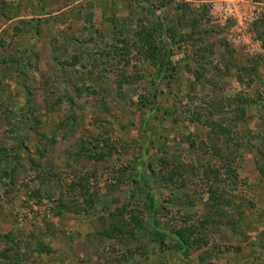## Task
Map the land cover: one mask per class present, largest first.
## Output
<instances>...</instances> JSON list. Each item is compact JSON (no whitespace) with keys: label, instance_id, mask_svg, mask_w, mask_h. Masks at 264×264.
Listing matches in <instances>:
<instances>
[{"label":"rangeland","instance_id":"374dc122","mask_svg":"<svg viewBox=\"0 0 264 264\" xmlns=\"http://www.w3.org/2000/svg\"><path fill=\"white\" fill-rule=\"evenodd\" d=\"M179 1L188 2L197 10L206 5L209 11L203 0H175ZM130 5H124L122 0H0V59L25 55L31 62L25 75L0 61V150L15 148L16 151L9 155H15L19 165L14 174L7 175L17 181L13 194H6L0 180V251L13 244L30 245L29 264H264V180L258 177V163L264 159V93L260 94L262 99L257 103L249 102L243 112L236 109V105L242 102H233L236 94L247 89L245 85L248 83H251L248 89L251 92L257 90V94L264 88V14L262 20L251 27L255 39L262 42V50L256 52L249 51L246 46L227 50L219 41H228V31L223 32L213 18L202 25L203 30L216 28L217 33L209 30L206 42L201 40L197 44L208 47L210 61L203 78L197 82H194L193 74L185 72L170 85H163V81L156 78V68L151 60L140 53H133L125 64L124 75L129 78L123 80L125 83L120 91L116 72L105 71L106 78L98 80H90L91 73H84L79 67L74 73L67 65L75 59L78 44L84 41L82 45L88 50L100 51L106 42L115 41L117 19L113 20L112 16L128 14ZM89 12H93V19L88 22L85 14ZM164 12L168 15V25L174 23L176 10L170 7ZM134 25V20L128 23L131 30ZM97 29L99 33L95 32ZM196 49L197 46H193L188 53H194L196 57L201 53ZM87 54L80 58L84 71L90 68ZM248 65L251 69L255 67L256 75H244L247 71L243 69ZM76 76L80 83H84L82 85L92 83L98 91L108 93L110 110L100 103L103 99L99 93L89 95L85 86L81 95L75 92ZM26 85L31 87L37 113L42 114V118L35 121L38 129L27 130L23 124L22 116H27L24 112ZM161 87L162 91L159 90ZM155 89H158L155 109L152 105L150 109L142 106ZM49 93L54 98H62L53 110H48L45 98ZM213 95L217 98L215 102L225 106L223 109L217 106L221 114L213 118L229 129L227 135L234 141L229 147L222 142V148L230 154L234 151L232 146L238 145L232 155L236 157L234 164L240 180L237 185L230 184V181L220 183V187L224 198L238 200L237 211L243 212V224L236 230L231 226L216 230L207 247L189 254L172 248L174 241L170 237L167 238L170 248L160 249L159 243L150 240V227L133 236L126 227L123 232L112 230L120 223L111 214L106 219L108 211L124 206L131 193V184H122L119 180V170L134 165L148 175L147 167L132 159V153H137L123 150L122 145H130L134 139H139L137 150L141 151L139 156L144 162L154 160L156 148H160L159 151L163 150L170 160L195 168L192 169L194 183L173 190L171 185L160 182L155 184L154 195L159 200L161 195L182 197L187 193L186 188L192 187L190 196L195 205L185 207L183 213L202 212L203 199L208 193L206 181L201 176V164L215 163L217 158L206 143L191 147L184 135L198 131V128L184 129V125H178L174 118L187 123L190 105L203 99L213 101ZM10 109L14 110L19 122L16 124H20L17 128L11 117H7ZM166 110L172 113L163 118ZM65 117H70V122L63 121ZM165 126H174L176 130H166ZM149 137L154 140L153 144ZM110 138L119 149L110 158L97 160L83 153V147L93 149V143L100 141L101 145L102 139ZM100 145L98 150H101ZM33 163L38 167H31ZM2 165L5 169L11 168L5 159H2ZM52 169L53 176L60 177L59 180L53 176L49 179L41 176L51 174ZM46 170L48 174H45ZM78 180L87 182L90 190L99 191L95 208L85 206V198L80 192H72L71 185ZM34 189L38 196L31 195ZM59 201L70 207L85 206V210L82 208L80 213H74L64 208L58 213L56 205ZM175 204L170 206L184 207L181 203ZM166 221L162 222L161 228L171 232ZM248 224L251 229L246 231L243 226ZM40 241L49 250L37 251ZM217 245L220 252L215 255L209 248H217ZM204 249L211 253L202 260L199 255Z\"/></svg>","mask_w":264,"mask_h":264},{"label":"trees","instance_id":"16d2710c","mask_svg":"<svg viewBox=\"0 0 264 264\" xmlns=\"http://www.w3.org/2000/svg\"><path fill=\"white\" fill-rule=\"evenodd\" d=\"M122 2L124 5H128V7L131 2L138 5H130V12L123 16L121 15L122 17L112 16L113 20L117 19L118 24L115 26L117 29L114 31L113 35V39L115 41L106 42V45H104L100 51H93V49L88 50L82 45L85 43L84 41H81L78 44L79 51L76 52L74 57L72 55L75 59H72V61H70L67 65L74 73L78 72L77 70L79 67L83 70L82 72L87 74L91 73L90 80H98L106 78L105 71L116 72L119 74L116 82L118 83L120 91L125 83L123 80L127 81L129 78L124 75L125 64L129 62V58L133 53H140L151 60L153 66L156 68V78L161 79L163 81V85H170L176 78L182 76L185 72L194 75L196 78L194 79V82L203 78L206 65L210 64L208 58V47L197 44L201 40L206 42V35L209 30H211V32L213 30L202 29V25L207 24L212 18L206 8V5H203L202 10H197L191 7L188 2H175V0H146L145 2L143 0H122ZM138 7L139 9L136 10ZM170 7L176 10L177 15L175 16V22H172L171 24L169 23L168 25L166 21L168 15L164 11ZM157 10H161V13L158 14ZM92 13L93 12H89L85 14L88 22L93 19ZM133 20L135 21V25L133 30H131L128 23ZM261 20L262 19L260 18L255 21L254 26ZM220 26L223 28H220L223 32L224 30L225 33L228 31L226 26ZM92 30H94V28ZM95 32L99 33L100 30L97 29ZM163 33H165V37H168L167 39L163 36ZM213 33H217L216 28H214ZM159 40H161V42ZM219 44L227 50L232 51L237 49L236 46L238 47V45H232L229 40H220ZM230 44L232 45L231 47ZM193 46H197L196 51H201V53L196 55V57H194V53L191 55L188 53L190 49H193ZM183 47H185V49H183ZM85 54L89 57L88 60L90 68L87 71H84L83 64L80 59ZM253 60L256 59L254 58ZM0 61L5 62L9 67L11 66L12 70L14 69L16 72L25 75H27V69L31 65L30 60L25 55L14 56L9 59L5 57L0 59ZM229 65L231 66V64H227L228 70L230 68ZM253 68L254 69H251V66L248 65L246 69H243L247 71L244 75H256L258 71H256L255 67ZM76 80L78 83L74 85L75 92H78V94L81 95V90L84 89L83 86H85V88H87L86 91L89 90L90 92L89 95H96L99 93V96L103 99V102L101 101L100 103H103V105L110 110L109 100L111 101V99L108 97V93L104 90H101V92L98 91L92 83L82 85L84 83L79 82L78 76H76ZM243 84L246 83L243 82ZM26 86L27 87L24 89V93L26 94L27 103H25L24 112L27 116H22L25 120L23 124L26 125L27 130L38 129L35 127V121L39 118L41 119L42 114L39 112L37 113L34 107L35 104H33V97H31L33 96L31 87L29 85ZM245 86L247 89L243 93L236 94L233 98L234 103H237V101L242 102L241 105H236L237 112H243L249 102L257 103L259 99H262V95L260 94L264 93V88H262L261 93L259 94L256 93L257 90L255 89L251 92L250 89H248L250 88L251 83H248V85L246 84ZM159 90L162 91V87ZM157 92L158 89H155L154 92L148 94L141 105H145L148 109H150L152 105L154 107L152 109H155V104L157 103ZM45 98L47 99L46 102L48 110H53V108H55V104H59V102L62 101V98L59 96L54 98L51 93L47 94ZM211 98L214 99L215 96L213 95ZM181 100L184 102V99ZM211 100L212 99H203L191 104L192 106L190 105L189 108L190 118L187 123L182 121L180 118H174L178 125H184V129L193 127L192 129L195 130V127L198 128V131L195 130L184 135V138L191 143V147H200L203 143H206L208 145V149L210 148L213 155L217 158V162L215 163L206 162L201 164L203 167L201 176L203 180L206 181L208 193L203 199L202 212L200 214L195 213L194 215L183 213V209L185 207L192 208L195 205L190 196L192 187L191 189L189 187H185L187 193L182 197H168L161 195L162 199L159 200L154 195L155 184L157 185L160 182L171 185L173 190L181 189L189 182L192 183L194 181L192 169L195 168L186 163L170 160L169 157L165 155L163 150L162 152L159 151L160 148H156L157 150L154 153V160L144 162L142 161L141 156H139L141 151L137 150L139 139H134L135 141L131 142L130 145L123 144V150H126L124 151L126 153L127 150L136 152L137 154L132 153V159H134L136 164H143L144 167H147L146 169L148 170V175L144 174L140 169H136L138 167L134 165H126L125 169L119 170V180L122 181V184H131V193L124 206L108 211L106 219H109V214H111V216L116 217V220H119L120 223L117 225V229L112 230H119L123 232L126 229L129 231L131 236H133L136 232L147 231L148 227H150L151 229L149 230V233L152 237L150 240L159 243L160 249L164 251L165 249L170 248L167 242V238L170 237L174 241L172 248H175L178 251H183L185 254H189L191 251H198L207 247L211 234H213L216 230H221L222 228L229 226L236 230L243 224V212L237 211V207L240 205L237 203L238 200L235 201L234 198H224L222 192L223 190L220 187V183L230 181V184L237 185L240 180L238 169L234 164L236 157H233L232 155V153L234 151L236 152V149H238V145L232 146L234 151H231L230 154H227L223 150L222 142L223 145L229 147L234 141L227 135L229 129L223 126L222 123H218L219 119L213 118L218 113L221 114L219 111L220 108L217 106L220 105L221 109L225 106H223L221 102H215L217 101V98L213 101ZM112 101L117 103L115 99H112ZM70 102L73 103V101ZM228 107L232 106L228 104ZM171 113L172 111L169 112L166 110L163 118L170 116ZM6 114L8 118L11 117V122L16 125V128L17 126H20V124H16L18 121L17 117L14 115V110L10 109L9 113ZM180 114H182V112ZM154 116L157 115L155 114ZM65 119L66 122H70V117H65L62 120L65 121ZM169 128H171V131L176 130L174 126H167L164 129L167 130ZM146 138L147 137H145L144 142H146ZM149 139L153 144L154 140H152L151 137H149ZM102 141L101 145L99 143L100 141H97L95 144L91 143L93 149L83 147L82 150L85 149L83 150V153H85L89 158L105 160L106 158H110L114 152H118L119 149L113 139H102ZM99 145L101 150H98ZM262 146L264 147V143H262ZM8 150L5 148L0 150V180L3 181L2 183L6 190V194H13L17 181L14 180V177H7V175H9L8 173L14 174L19 165H17L15 155H9L13 151H16V149L11 148V152H8ZM262 157L264 158V149L262 150ZM2 159H5L8 166L11 168H3L4 165H2ZM30 166L38 167L36 166V163H33ZM258 167V177L264 180V159L261 160V163H258ZM128 170L129 172H127ZM50 173L51 174L49 175H45V177L42 174L41 176L44 179H49L53 176V169ZM45 174H48L47 170L45 171ZM36 176L38 177L39 173H37ZM53 177H57L58 180L60 179L58 176ZM73 185L74 186L71 185V189L73 190L72 192L76 193V191H78L84 196L86 202L85 206L95 208V204L99 199L98 197H100L99 191L90 190L87 182L85 183L82 180H78V182L75 181ZM31 195L38 196V191L34 189ZM180 203L184 206L183 208H172L170 206V204L178 205ZM85 206L79 207V205H74L73 207H70L68 203L60 201L57 202L56 205L58 213L63 212L64 208H67V211L70 212L80 213L82 208L85 210ZM162 219H165V221L167 220L166 223L167 226L171 228V232L161 228L162 222H165L162 221ZM248 225H246L247 227L243 226L246 231L251 229V225ZM262 234L264 236V230L262 231ZM7 238H9V234L7 235ZM29 246L30 245L23 247V245L20 244H13L9 247H4L0 251V264H29ZM36 249L37 251L49 250L47 246L45 249V243L41 241L36 246ZM209 249L211 252L213 251L215 255L220 252L218 245L217 248L214 246ZM204 250L205 251L199 255L202 260L208 258V254L210 252L208 249ZM130 252L133 254L134 251L132 250Z\"/></svg>","mask_w":264,"mask_h":264},{"label":"built area","instance_id":"2783aa9c","mask_svg":"<svg viewBox=\"0 0 264 264\" xmlns=\"http://www.w3.org/2000/svg\"><path fill=\"white\" fill-rule=\"evenodd\" d=\"M209 7L211 17L226 26L228 40L249 51L262 50V42L255 39L251 27L264 14L263 0H203Z\"/></svg>","mask_w":264,"mask_h":264}]
</instances>
